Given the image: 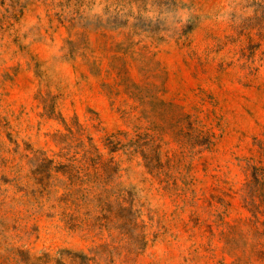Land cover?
I'll use <instances>...</instances> for the list:
<instances>
[{
	"label": "rangeland",
	"instance_id": "obj_1",
	"mask_svg": "<svg viewBox=\"0 0 264 264\" xmlns=\"http://www.w3.org/2000/svg\"><path fill=\"white\" fill-rule=\"evenodd\" d=\"M0 264H264V0H0Z\"/></svg>",
	"mask_w": 264,
	"mask_h": 264
}]
</instances>
